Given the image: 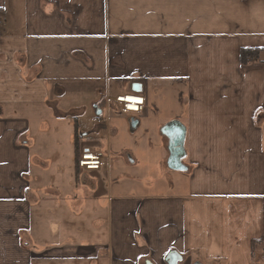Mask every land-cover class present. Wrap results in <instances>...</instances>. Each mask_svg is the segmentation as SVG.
Segmentation results:
<instances>
[{"label": "crops", "instance_id": "0c3cea01", "mask_svg": "<svg viewBox=\"0 0 264 264\" xmlns=\"http://www.w3.org/2000/svg\"><path fill=\"white\" fill-rule=\"evenodd\" d=\"M255 47L264 0H0V264H264ZM76 125L100 170L77 166Z\"/></svg>", "mask_w": 264, "mask_h": 264}, {"label": "water", "instance_id": "95a60500", "mask_svg": "<svg viewBox=\"0 0 264 264\" xmlns=\"http://www.w3.org/2000/svg\"><path fill=\"white\" fill-rule=\"evenodd\" d=\"M141 88L140 83L133 84V90L139 91ZM162 131L169 139V167L173 170H186L187 166L183 162V159L186 157V126L180 120H172L164 126ZM168 259L169 264H178L174 255L169 256Z\"/></svg>", "mask_w": 264, "mask_h": 264}, {"label": "built area", "instance_id": "2783aa9c", "mask_svg": "<svg viewBox=\"0 0 264 264\" xmlns=\"http://www.w3.org/2000/svg\"><path fill=\"white\" fill-rule=\"evenodd\" d=\"M254 59H249L248 63H252ZM116 101L119 102L122 106V110L125 113H129L132 111H141L145 106V100L140 99L137 101L136 108H132L129 103V100H125L124 96L119 95L116 97ZM105 155L101 151L91 150V149H84L81 152L80 158L78 160L79 168L86 169V170H100L104 164ZM261 259L264 262V247L261 253Z\"/></svg>", "mask_w": 264, "mask_h": 264}, {"label": "trees", "instance_id": "16d2710c", "mask_svg": "<svg viewBox=\"0 0 264 264\" xmlns=\"http://www.w3.org/2000/svg\"><path fill=\"white\" fill-rule=\"evenodd\" d=\"M264 52L263 48H243L241 50V61L243 64H247L249 58H259L261 54ZM79 135L76 128L75 131V147H76V164L78 162L79 154H80V145H79ZM78 166V164H77ZM255 243V242H254Z\"/></svg>", "mask_w": 264, "mask_h": 264}, {"label": "bare ground", "instance_id": "6f19581e", "mask_svg": "<svg viewBox=\"0 0 264 264\" xmlns=\"http://www.w3.org/2000/svg\"><path fill=\"white\" fill-rule=\"evenodd\" d=\"M140 91V90H139ZM139 91H136V92H131V93H126V94H120L122 96H124L125 100H129V105L132 107V108H136V102L139 101L140 99H144L145 100V97L143 95H141L140 93H138ZM119 96V95H118ZM117 97V96H116ZM116 97H115V101H116ZM117 102V101H116ZM119 103V102H118ZM120 104V103H119ZM120 107H121V110H122V106L120 104ZM144 109V107H143ZM142 109V110H143ZM141 110V111H142ZM123 111V110H122ZM140 110L139 111H132V112H129V113H139L141 112ZM124 112V111H123ZM125 113V112H124ZM102 152V151H101ZM81 155V153H80ZM80 158V156H79ZM78 158V160H79ZM78 163V162H77ZM79 167V166H78Z\"/></svg>", "mask_w": 264, "mask_h": 264}, {"label": "rangeland", "instance_id": "374dc122", "mask_svg": "<svg viewBox=\"0 0 264 264\" xmlns=\"http://www.w3.org/2000/svg\"><path fill=\"white\" fill-rule=\"evenodd\" d=\"M249 59H254V58H249ZM249 59H248V61H249ZM252 63H254V61L252 62ZM249 64V63H248ZM77 128V131H78V135H79V137L81 138V141H86L87 140V138H88V136H86L85 134H84V132H83V130H82V128L80 129V127H78L77 125L75 126V129ZM35 139H36V137L34 138V142H35ZM101 151V150H100ZM105 151V150H104ZM103 152V151H102ZM104 153V152H103ZM164 153H165V151L163 150L162 151V154L164 155ZM105 155L107 154L106 152L104 153ZM161 165H158V163H156V166L154 167V168H152V167H144L143 168V170H144V172H143V174H144V177H146V175H147V172H152L153 170H156L157 172L159 171V170H161ZM163 169V168H162ZM139 171V174H141V172H142V170L141 169H139L138 170ZM143 177V178H144ZM148 177V176H147Z\"/></svg>", "mask_w": 264, "mask_h": 264}]
</instances>
